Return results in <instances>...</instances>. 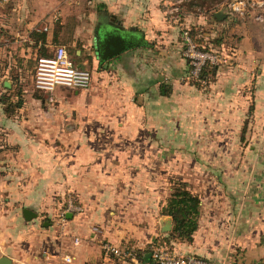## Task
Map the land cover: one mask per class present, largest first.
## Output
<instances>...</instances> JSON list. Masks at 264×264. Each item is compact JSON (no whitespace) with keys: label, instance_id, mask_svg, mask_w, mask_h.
<instances>
[{"label":"crops","instance_id":"1","mask_svg":"<svg viewBox=\"0 0 264 264\" xmlns=\"http://www.w3.org/2000/svg\"><path fill=\"white\" fill-rule=\"evenodd\" d=\"M183 8L179 0H0V217L17 220L0 218V258L156 264L148 246L172 228L162 209L180 178L200 195L201 212L193 238L170 248L210 264L264 260V20ZM114 25L131 43L77 60L92 69L89 87L27 92L40 55L80 42L78 55L87 45L96 52L100 30ZM183 25L222 38L205 85L187 76ZM18 88L23 101L8 113L1 94L16 101ZM167 165L177 177L166 178ZM70 197L83 211H65ZM25 207L37 215L26 218ZM105 241L135 246L136 256L108 253Z\"/></svg>","mask_w":264,"mask_h":264},{"label":"built area","instance_id":"2","mask_svg":"<svg viewBox=\"0 0 264 264\" xmlns=\"http://www.w3.org/2000/svg\"><path fill=\"white\" fill-rule=\"evenodd\" d=\"M230 6L242 14L247 12V8L248 10L253 8L264 11V0H232ZM255 18L264 20V14L259 11L255 14ZM181 38L184 56L189 63L187 74L189 78H198L207 63L217 64L221 61L220 50L216 47L208 49L200 46L192 35L189 26L182 27ZM92 79V69L80 65L65 44H57L51 55H40L37 58L33 74L35 87L44 92H52L59 86L87 88L91 85ZM83 209V205L75 202L72 197L67 200L65 211L81 212ZM102 246L106 252L123 257H135L137 252L135 246L120 247L110 241L103 242ZM148 249L156 264H210L209 261L199 256L179 252L162 242H152ZM64 258L67 261H72V256L69 254Z\"/></svg>","mask_w":264,"mask_h":264},{"label":"trees","instance_id":"3","mask_svg":"<svg viewBox=\"0 0 264 264\" xmlns=\"http://www.w3.org/2000/svg\"><path fill=\"white\" fill-rule=\"evenodd\" d=\"M205 2L206 0H182L180 4L181 7H184V4L193 7L197 4L203 5L205 4ZM210 3H213V1H211ZM189 27L198 44L204 48L210 49L214 45L220 44L222 42V38L220 37L206 39L203 34L200 33L201 31L199 30V28L195 25ZM52 53L53 51L51 53H45L44 55H51ZM216 71V64L207 63L203 67L198 78L190 79L199 85H205L211 78L215 76ZM15 92L19 97L16 101L11 99V93L3 92L1 94L2 101L6 103L5 111L8 113L13 112L15 108L21 105L23 101V89L18 88L17 90H15ZM200 207V195L189 187V183L186 180L180 178H173L171 193L162 209L163 213L170 214L172 216L173 225L168 234L165 236H159L155 243L162 242L166 244L168 243L170 245L172 240H191L193 238V233L197 229L199 224V217L201 212ZM251 264H264V260Z\"/></svg>","mask_w":264,"mask_h":264},{"label":"rangeland","instance_id":"4","mask_svg":"<svg viewBox=\"0 0 264 264\" xmlns=\"http://www.w3.org/2000/svg\"><path fill=\"white\" fill-rule=\"evenodd\" d=\"M179 1L181 2L182 0H179ZM198 1H203V0H198ZM211 1H213V3H210ZM230 2H232V0H206L205 4H203V5H198L197 4V5L193 6V7H190L187 4H184L185 6H184V8H183V10L181 12L185 11L188 8V9L192 10V13L196 14V13H199V12L202 13V12L208 11V10H210L212 8H218V7H220L222 9L226 10L229 14H231L232 17H235L237 15L238 16L252 15V16L255 17V14L258 13L259 11H261L264 14V11H262L261 9L260 10H255L253 8H250L249 10L247 8V12L242 14L241 12H238V11L233 10L231 8V6H230ZM174 10H176V8H174ZM88 22H91L89 24V28L87 27V31H89L90 41L92 42L93 41V34H94V24H92L93 22L91 20H88ZM95 22H96V20H95ZM185 26H189V25H183L182 27H185ZM182 27L179 30L180 31V36H181ZM200 33H202V32H200ZM84 42L85 41H83V43ZM210 44H211V42H210ZM81 46H82V42H80L79 44H76L75 43L74 45H70L69 46L70 51L75 56L76 60L82 59V56L83 57H88L89 56L88 54L91 55L93 53H96L94 49L92 51V49L90 48V46L87 45V46L84 47L85 49H84V52L82 53L83 55L82 54L81 55H78L76 53V49L79 48V47H81ZM213 47L219 48L216 45H214ZM182 52L184 54L183 40H182ZM221 54H223V53H221ZM83 66L90 67V66H87V65H83ZM25 85H27V88H28L27 89V92L32 93L34 91L33 89H34L35 85H34V82L32 81V78H31V75L30 74L27 75V80L25 81ZM3 90L4 89L0 86V92L3 91ZM169 154H166V156L169 155ZM169 158H171V156ZM167 166H169V167L166 168V178L168 179V177L169 178L170 177L171 178L172 177H177L178 174H176V173L173 172L172 165H167ZM4 208L6 209L7 207H6L5 201L3 200V197L0 196V210H4ZM0 218L5 219V225L12 224L14 222L15 223L17 222L16 217H12V216L0 217Z\"/></svg>","mask_w":264,"mask_h":264},{"label":"water","instance_id":"5","mask_svg":"<svg viewBox=\"0 0 264 264\" xmlns=\"http://www.w3.org/2000/svg\"><path fill=\"white\" fill-rule=\"evenodd\" d=\"M220 13L221 11H217L216 15L220 17ZM130 43L131 42L129 38H127V33L123 32L120 28L116 27L115 25L111 29L103 27V29L100 30V33L96 37V53L102 59L109 58L117 53L122 52V50L125 49L128 45H130ZM23 212L24 216L28 219L37 215V212L29 207H25ZM0 263L11 264V260L8 256L3 255L0 258Z\"/></svg>","mask_w":264,"mask_h":264}]
</instances>
